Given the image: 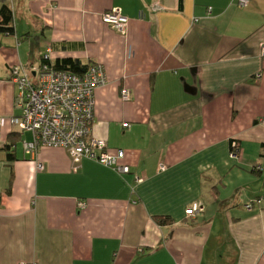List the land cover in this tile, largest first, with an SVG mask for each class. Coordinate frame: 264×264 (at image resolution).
I'll return each instance as SVG.
<instances>
[{"label":"crops","instance_id":"obj_1","mask_svg":"<svg viewBox=\"0 0 264 264\" xmlns=\"http://www.w3.org/2000/svg\"><path fill=\"white\" fill-rule=\"evenodd\" d=\"M248 2L7 0L0 264H264V187L238 188L264 171V0ZM114 8L124 34L101 20ZM45 56L102 65L91 136L122 150L128 173L88 158L73 171L61 147L23 151L32 135L9 120L19 113L11 68Z\"/></svg>","mask_w":264,"mask_h":264},{"label":"built area","instance_id":"obj_2","mask_svg":"<svg viewBox=\"0 0 264 264\" xmlns=\"http://www.w3.org/2000/svg\"><path fill=\"white\" fill-rule=\"evenodd\" d=\"M236 2L241 7L249 4L248 0ZM101 20L116 32L125 33L128 18L119 8L103 12ZM260 53L264 56V45ZM11 69V81L17 87L14 103L19 113L12 115L9 120L19 131L31 133L30 141H22L26 154L35 157L42 146L61 147L68 152L73 171L79 169L82 158H88L117 173L129 172V167L120 163L124 157L122 150L109 152L103 139L91 136L94 89L106 82L101 64L90 63L82 73L53 69L48 64H39L28 71L21 65H14ZM120 97L128 100V90L122 89ZM122 126L126 127L128 123L123 122ZM232 145L237 149L235 143ZM37 166L41 168L42 164L38 162ZM78 205L82 207L83 203ZM245 207L250 209L251 204L247 203ZM199 208L198 204L193 203L185 209V213L193 215Z\"/></svg>","mask_w":264,"mask_h":264},{"label":"trees","instance_id":"obj_3","mask_svg":"<svg viewBox=\"0 0 264 264\" xmlns=\"http://www.w3.org/2000/svg\"><path fill=\"white\" fill-rule=\"evenodd\" d=\"M12 12L11 9L7 5V0H0V33H5V34H11L13 32V26H12ZM40 65L42 64H48L51 66L53 69H61V70H68L72 71L75 73H82L87 66L90 64L88 63H83L77 58H71V57H62V58H55L53 61H50L48 58H43L41 59V62L39 63ZM27 71L29 68L24 67ZM233 143H235L236 147L237 142L235 139H230V151H233ZM10 159L12 158L11 154H9ZM155 220L159 223H165L170 221V218L168 216H156Z\"/></svg>","mask_w":264,"mask_h":264},{"label":"rangeland","instance_id":"obj_4","mask_svg":"<svg viewBox=\"0 0 264 264\" xmlns=\"http://www.w3.org/2000/svg\"><path fill=\"white\" fill-rule=\"evenodd\" d=\"M245 150L247 151H255L257 150V147H253L252 146H248V147H245L244 148ZM251 158H253V156H251ZM257 163H259L261 166H262V169H264V160L258 162L257 160ZM247 174H250V173H247ZM251 176L252 177H247L246 175H242L239 181V185H238V188L239 190H242L243 187L246 186L247 187H254L255 188H260L262 189V187H264V171H262L261 173H251ZM262 194V193H261Z\"/></svg>","mask_w":264,"mask_h":264}]
</instances>
